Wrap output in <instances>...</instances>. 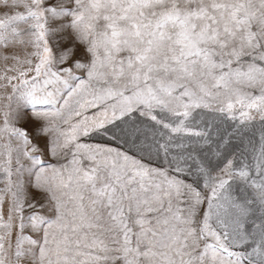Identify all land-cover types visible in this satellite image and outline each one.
<instances>
[{
	"label": "snow or ice",
	"instance_id": "obj_1",
	"mask_svg": "<svg viewBox=\"0 0 264 264\" xmlns=\"http://www.w3.org/2000/svg\"><path fill=\"white\" fill-rule=\"evenodd\" d=\"M0 264H264V0H0Z\"/></svg>",
	"mask_w": 264,
	"mask_h": 264
}]
</instances>
